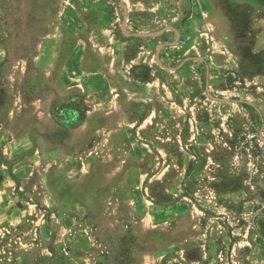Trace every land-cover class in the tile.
I'll list each match as a JSON object with an SVG mask.
<instances>
[{
  "label": "rangeland",
  "instance_id": "rangeland-1",
  "mask_svg": "<svg viewBox=\"0 0 264 264\" xmlns=\"http://www.w3.org/2000/svg\"><path fill=\"white\" fill-rule=\"evenodd\" d=\"M0 264H264V0H0Z\"/></svg>",
  "mask_w": 264,
  "mask_h": 264
},
{
  "label": "trees",
  "instance_id": "trees-1",
  "mask_svg": "<svg viewBox=\"0 0 264 264\" xmlns=\"http://www.w3.org/2000/svg\"><path fill=\"white\" fill-rule=\"evenodd\" d=\"M247 62H249V61H247Z\"/></svg>",
  "mask_w": 264,
  "mask_h": 264
}]
</instances>
